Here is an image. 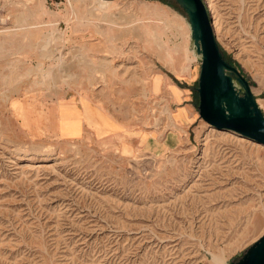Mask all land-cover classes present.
I'll return each mask as SVG.
<instances>
[{
  "label": "rangeland",
  "instance_id": "obj_1",
  "mask_svg": "<svg viewBox=\"0 0 264 264\" xmlns=\"http://www.w3.org/2000/svg\"><path fill=\"white\" fill-rule=\"evenodd\" d=\"M107 1L0 0V264H226L264 145L200 118L174 1ZM203 2L264 113V0Z\"/></svg>",
  "mask_w": 264,
  "mask_h": 264
},
{
  "label": "water",
  "instance_id": "obj_2",
  "mask_svg": "<svg viewBox=\"0 0 264 264\" xmlns=\"http://www.w3.org/2000/svg\"><path fill=\"white\" fill-rule=\"evenodd\" d=\"M185 13L190 40L200 64L197 110L219 130H231L264 145V113L247 79L227 61L215 38L203 0H172ZM226 264H264V232Z\"/></svg>",
  "mask_w": 264,
  "mask_h": 264
},
{
  "label": "bare ground",
  "instance_id": "obj_3",
  "mask_svg": "<svg viewBox=\"0 0 264 264\" xmlns=\"http://www.w3.org/2000/svg\"><path fill=\"white\" fill-rule=\"evenodd\" d=\"M103 3H107L108 1L107 0H102ZM180 47V46H179ZM187 48V47H185ZM187 51V50H186ZM185 51V52H186ZM188 54V53H187ZM218 253V252H217ZM225 257L223 254H213L212 255V263L211 264H221L223 263Z\"/></svg>",
  "mask_w": 264,
  "mask_h": 264
},
{
  "label": "trees",
  "instance_id": "obj_4",
  "mask_svg": "<svg viewBox=\"0 0 264 264\" xmlns=\"http://www.w3.org/2000/svg\"><path fill=\"white\" fill-rule=\"evenodd\" d=\"M223 56L227 61H229L232 65H234V61L231 59L229 55L223 52Z\"/></svg>",
  "mask_w": 264,
  "mask_h": 264
},
{
  "label": "crops",
  "instance_id": "obj_5",
  "mask_svg": "<svg viewBox=\"0 0 264 264\" xmlns=\"http://www.w3.org/2000/svg\"><path fill=\"white\" fill-rule=\"evenodd\" d=\"M170 86H173V85L168 84V87H170ZM170 88H171V87H170ZM176 89H178L179 91L181 90V89H179V88H177V87H176ZM178 90H176V91L178 92ZM171 91H173L172 88H171ZM178 95H179V96H182V95L184 96V93L181 94V92H180V94H178ZM179 109H182V108H179ZM182 114H183V113H182Z\"/></svg>",
  "mask_w": 264,
  "mask_h": 264
}]
</instances>
